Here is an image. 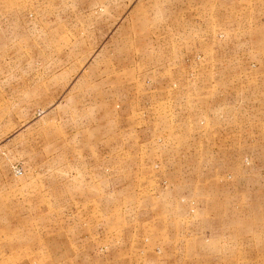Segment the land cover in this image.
Listing matches in <instances>:
<instances>
[{
  "label": "rangeland",
  "instance_id": "1",
  "mask_svg": "<svg viewBox=\"0 0 264 264\" xmlns=\"http://www.w3.org/2000/svg\"><path fill=\"white\" fill-rule=\"evenodd\" d=\"M166 13L200 23L199 85L254 103L255 138L193 173L127 158L156 131L119 98ZM0 264H264V0H0Z\"/></svg>",
  "mask_w": 264,
  "mask_h": 264
},
{
  "label": "crops",
  "instance_id": "2",
  "mask_svg": "<svg viewBox=\"0 0 264 264\" xmlns=\"http://www.w3.org/2000/svg\"><path fill=\"white\" fill-rule=\"evenodd\" d=\"M166 15L169 21L152 26L146 37L151 51L148 69L134 74L119 98V110L124 120L131 116L133 118L140 108H146L149 116L147 121L141 120V111L138 114L139 123L135 125L132 118L130 121L134 127L148 125L152 127V132L156 131L153 138L141 141L140 137L138 142L141 143L138 146L142 150L130 153L127 158L134 159L135 165L140 163L139 158H163L167 168L170 166L173 170L193 173L204 169V159L210 155L217 156L222 145L228 147V156H233L235 143L255 138L247 130L245 119L251 116L254 103L252 98L247 101V96H239L238 89H226L215 84L220 79L218 71L205 72L206 76L211 75L213 84L200 86L201 78L205 77L204 70L201 72L198 69L200 64H195L196 73L185 64L186 55L201 52L199 48H187L191 33L189 29L192 27L193 31H197L200 23H196L194 27L181 20L173 22L172 16L168 13ZM203 40L204 38L201 41L197 36L194 41H200L203 45ZM192 75L196 78L193 83ZM138 94L145 95L144 106L140 105ZM169 114L171 117H168ZM153 117L155 120L150 121ZM156 137L161 138L162 144L155 141L153 147L150 143ZM171 155L186 158V163L180 166L168 163L166 157ZM101 156L105 158L106 154L102 152Z\"/></svg>",
  "mask_w": 264,
  "mask_h": 264
},
{
  "label": "built area",
  "instance_id": "3",
  "mask_svg": "<svg viewBox=\"0 0 264 264\" xmlns=\"http://www.w3.org/2000/svg\"><path fill=\"white\" fill-rule=\"evenodd\" d=\"M14 172H15L16 174H21V173H22L21 169L18 168V167L14 169Z\"/></svg>",
  "mask_w": 264,
  "mask_h": 264
}]
</instances>
